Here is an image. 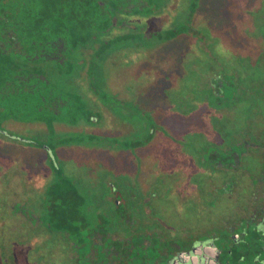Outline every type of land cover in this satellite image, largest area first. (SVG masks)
Listing matches in <instances>:
<instances>
[{
	"label": "flooded vegetation",
	"instance_id": "obj_1",
	"mask_svg": "<svg viewBox=\"0 0 264 264\" xmlns=\"http://www.w3.org/2000/svg\"><path fill=\"white\" fill-rule=\"evenodd\" d=\"M2 205L0 264H264V0H0Z\"/></svg>",
	"mask_w": 264,
	"mask_h": 264
},
{
	"label": "rangeland",
	"instance_id": "obj_2",
	"mask_svg": "<svg viewBox=\"0 0 264 264\" xmlns=\"http://www.w3.org/2000/svg\"><path fill=\"white\" fill-rule=\"evenodd\" d=\"M215 29L217 31H220L221 28H220L219 24L215 25ZM176 59H179V54H176ZM226 59H227V57H226ZM226 59L224 60V62L226 61ZM254 72L258 73V71L256 69L254 70ZM251 98H252L251 95L245 94V99L241 102V104H239L237 106V108H240V109L251 108V105H250V99ZM210 124L213 126V128H215L221 134H225L227 132V118L212 117ZM201 129H203V127H201ZM199 134H201V132H199ZM188 139L189 140H197V141L203 140L204 141V140H206V137L202 134L201 135L196 134L195 136H191ZM43 199H44L43 197L38 198L37 195L33 196L31 201H27V205L29 206V210L39 208L40 210L43 211V209H44V207H42V204H44V202H42ZM8 203H10V202H8ZM0 208H2V210L7 211L10 214V212L7 210L5 205H2ZM43 249L44 248L41 247L40 252H43ZM19 255H20V260L23 261V262H21V264H37L35 262L36 253L33 250L24 251V254H19ZM8 264H10V263H8Z\"/></svg>",
	"mask_w": 264,
	"mask_h": 264
}]
</instances>
